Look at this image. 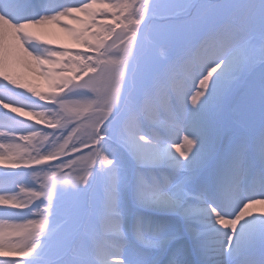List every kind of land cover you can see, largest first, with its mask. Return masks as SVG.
Masks as SVG:
<instances>
[{"label":"snow or ice","instance_id":"obj_1","mask_svg":"<svg viewBox=\"0 0 264 264\" xmlns=\"http://www.w3.org/2000/svg\"><path fill=\"white\" fill-rule=\"evenodd\" d=\"M0 109V264H264V0H0Z\"/></svg>","mask_w":264,"mask_h":264},{"label":"bare ground","instance_id":"obj_2","mask_svg":"<svg viewBox=\"0 0 264 264\" xmlns=\"http://www.w3.org/2000/svg\"><path fill=\"white\" fill-rule=\"evenodd\" d=\"M62 2V0H61ZM66 6H73L72 4H66ZM43 30L44 34H41L42 36H44L45 38H51V39H54V40H57L59 42H62V43H68V41L66 39L63 38V34L60 33V30L58 28H56L54 25L52 26H49L48 28L46 29H41ZM38 32H40V30H38ZM12 72L15 73V74H18L20 75L25 81H30V82H35V83H39L41 84L42 86V83L39 81L40 79L36 76H33L34 74L27 68L23 67V66H14L13 69H12ZM32 75V76H30ZM11 87V85H10ZM196 89L193 88L192 91L194 92ZM3 109H0V111H2ZM3 111H6V110H3ZM2 113V112H0ZM18 119L22 118V117H19L18 114H16ZM22 119H25L27 120L26 117H23ZM28 122H34V121H28ZM7 124V121L3 118L2 115H0V133H6L8 131V128L6 126H3V125H6ZM0 142H5L7 143L8 141H3V140H0ZM22 143V142H20ZM25 143V142H23ZM22 143V144H23ZM4 183L0 180V185H3ZM256 208H264V205H256L255 206ZM0 259H18V258H14V257H0Z\"/></svg>","mask_w":264,"mask_h":264},{"label":"rangeland","instance_id":"obj_3","mask_svg":"<svg viewBox=\"0 0 264 264\" xmlns=\"http://www.w3.org/2000/svg\"><path fill=\"white\" fill-rule=\"evenodd\" d=\"M39 33H41V34H44V32H43V30H40V32ZM159 51L160 50H157V54H159ZM30 76H32V75H30ZM33 76H35V75H33ZM41 83H42V81L41 80H39ZM43 86V85H42ZM33 99H35V98H33ZM0 112H3V110L2 111H0ZM0 115H2V113H0ZM23 143V142H22ZM26 143V142H25ZM24 144V143H23ZM5 177H3V176H0V180L3 182V183H5Z\"/></svg>","mask_w":264,"mask_h":264}]
</instances>
